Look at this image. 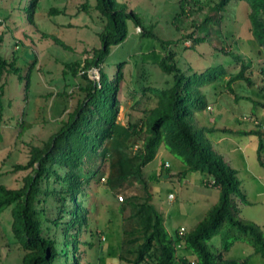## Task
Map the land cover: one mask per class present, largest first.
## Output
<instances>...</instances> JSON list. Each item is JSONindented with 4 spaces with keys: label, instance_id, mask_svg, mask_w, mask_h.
Masks as SVG:
<instances>
[{
    "label": "rangeland",
    "instance_id": "rangeland-1",
    "mask_svg": "<svg viewBox=\"0 0 264 264\" xmlns=\"http://www.w3.org/2000/svg\"><path fill=\"white\" fill-rule=\"evenodd\" d=\"M121 1L138 13L143 27L164 44L143 38L142 29L128 21V38L111 48L101 68L112 81L117 65L122 64L118 122L123 125L128 121L138 122L144 111L157 105L152 90L172 85L173 75L164 73L158 66L167 51L176 53L185 75L224 66L228 73L224 80L202 87L208 106L194 110L191 126L193 131L219 126L235 133L203 131V137L238 171L239 194L233 199L238 204L240 218L256 223L264 231V146L259 160V138L238 134L258 130V126L264 132V108L242 98L237 100L226 85L229 76L241 69V63L226 54L231 51L249 65L246 75L253 80L252 86L244 81L235 82L232 86L236 95L264 103V83L260 75L263 56L252 36L249 5L245 1H232L224 12L218 13L214 9L218 0ZM85 2L39 0L32 24L18 10L26 1L0 0L2 53L8 60L13 55L19 58L18 65L23 68L24 76L30 73L28 90L17 76L5 78L4 111L0 116V184L9 188H18L27 174L15 171V165L28 160L30 146H42L59 129L62 119L80 98L79 86L87 83L81 73L74 76L66 67L73 62L83 66L84 61L101 48L98 36L101 22L94 8L95 1H89V13L82 10ZM47 36L57 37L68 48ZM90 76L99 80V70L93 69ZM222 136L226 139L219 144ZM135 149L136 146L132 150ZM161 150L171 172L180 174L186 168L165 146ZM160 159L149 163L143 173L151 185L153 204L164 215L168 234L176 239L180 227L190 232L205 217L218 202L219 190L211 186L208 175L199 172L188 173L186 181L179 175L164 178L168 173L162 175L166 167L161 170L164 163ZM111 162L109 158H91L88 173L82 174L88 183L78 197L88 214L80 239V264H131L141 243L130 241L131 237L124 234L138 226L130 218L132 212L126 200L119 201V197L126 198L132 189L119 186L117 178L111 175ZM152 177L155 181H150ZM242 194L246 196V203L242 201ZM12 222L11 209L0 211V264H22L24 253L13 238ZM208 244L213 252L221 249L222 236L213 237ZM249 246L238 245L227 258L245 259L246 264H264L263 257L253 254L254 249Z\"/></svg>",
    "mask_w": 264,
    "mask_h": 264
},
{
    "label": "trees",
    "instance_id": "trees-1",
    "mask_svg": "<svg viewBox=\"0 0 264 264\" xmlns=\"http://www.w3.org/2000/svg\"><path fill=\"white\" fill-rule=\"evenodd\" d=\"M25 1L26 4L18 10L33 24L39 0H21L22 3ZM89 1L86 0L82 5L86 13L91 8ZM94 1L101 22L98 34L101 48L95 50L83 66L80 62L66 64L74 76L81 73L87 81L85 86L78 88L80 98L62 119L59 129L42 146H30L28 160L15 165V171L27 172L22 184L18 188L0 184V211L11 209L12 235L24 253L22 264L81 263L80 239L87 226L88 210L78 196L88 183L82 174L88 173L89 160L97 157L111 159V175L117 178L119 186L132 189L122 200H126L132 212L130 218L138 224L137 228L124 234L131 237L132 242L141 241L131 264H192L188 259L178 256L180 248L196 256L194 264H246L247 260L239 262L227 258L228 252L238 241L249 244L254 253L264 259V231L256 223L240 218L238 204L233 199L239 194L238 171L213 149L208 138L203 137V131L223 134L234 132L216 127L193 131L191 126L194 110L200 111L208 106L202 87L224 80L228 75L225 67L216 66L202 73L185 75L176 53L167 51L158 66L164 73L173 75L172 85L161 90L150 88L155 94L157 105L144 111V116L138 122L121 124L118 122V92L122 81V64L117 65L118 71L112 81L101 66L110 55L111 48L128 38V21L142 29L143 38H153L162 44L164 42L143 27L139 14L129 10L125 2ZM232 1H245L249 5L252 36L263 56L260 75L264 83V0H218L215 11L224 12ZM47 37L68 48L57 37ZM196 42L200 43V40ZM3 44L4 36L1 35L0 116L4 111L6 76H17L21 82H25L27 90L30 77V73L23 75V68L18 65L19 58L13 55L8 60L3 55ZM226 54L241 63V69L226 80L229 92L237 100L242 98L256 107L264 108V103L236 95L232 86L235 82L244 81L252 86L253 80L246 75L249 65L240 55L231 51ZM35 61L30 64V71ZM93 69L99 70V80L91 78ZM258 127L260 130L238 134L259 138L258 158L261 160L264 132ZM134 146L136 149L133 151ZM162 146L186 167L179 174L181 178H185L188 173L199 172L208 175L212 180L211 186L219 190L218 202L207 211L205 217L190 232L181 234L178 230L176 239L168 234L164 215L153 204L151 185L143 173L144 168L155 160ZM129 150L133 153L129 154ZM163 169L165 164L162 165ZM169 170L166 167L162 175ZM150 181H155V178L152 177ZM242 201L247 202L243 194ZM224 228L227 230L222 231ZM218 235L222 236V248L213 252L208 242ZM85 243L90 246L88 242Z\"/></svg>",
    "mask_w": 264,
    "mask_h": 264
},
{
    "label": "crops",
    "instance_id": "crops-1",
    "mask_svg": "<svg viewBox=\"0 0 264 264\" xmlns=\"http://www.w3.org/2000/svg\"><path fill=\"white\" fill-rule=\"evenodd\" d=\"M216 128H223V127H219V126H215ZM223 135H227V134H223ZM226 138H225V136H222L221 138H219L218 139V143L220 144L221 142H222V140H225ZM163 157H164V154H163V151L160 149L159 150V152H158V154H157V156H156V158L155 159H160V162L162 163H164L165 164V167H168V169H170V164H169V162L168 161H166V160H164L163 159ZM160 163V164H161ZM166 164H168V166H166ZM167 174V173H166ZM179 175V173L178 174H176V173H173V172H171L170 170H169V172H168V174H167V176H165L164 178H170V177H174V176H178ZM185 179V181L186 180H188L187 179V176L184 178ZM208 179H209V177H208ZM210 180V179H209ZM210 182H212V180H210ZM201 221V220H200ZM199 221V222H200ZM198 222V223H199ZM197 223V224H198ZM197 224L193 227V229L197 226ZM182 228H184V227H180V231H181V229ZM185 229V228H184ZM185 231H186V229H185ZM248 245L249 246V244H247L246 242H244V241H238V242H236L233 246H232V248L230 249V251L228 252V254H227V257H229L230 255H231V252H232V250H234L236 247H238V245ZM249 247H251V246H249ZM253 249V248H252ZM177 254H178V256L179 257H183V258H186V259H188L190 262H192V263H195L196 262V260H197V258H196V256L193 254V253H191L190 251H188V250H183V249H179V251L177 252ZM253 254H254V252H253ZM253 254H251L250 256H252ZM231 260H235V261H239V262H242V261H244L245 259H231ZM247 263V262H246Z\"/></svg>",
    "mask_w": 264,
    "mask_h": 264
},
{
    "label": "built area",
    "instance_id": "built-area-1",
    "mask_svg": "<svg viewBox=\"0 0 264 264\" xmlns=\"http://www.w3.org/2000/svg\"><path fill=\"white\" fill-rule=\"evenodd\" d=\"M209 109H210V108H209ZM166 166H168V164H166ZM103 181H104V178H103ZM171 197H172V195H171ZM122 200H123V197H119V201H122ZM184 232H185V229L182 228L181 231H180V233L182 234V233H184ZM102 239L105 240L104 237H103ZM192 264H194V263H192Z\"/></svg>",
    "mask_w": 264,
    "mask_h": 264
},
{
    "label": "water",
    "instance_id": "water-1",
    "mask_svg": "<svg viewBox=\"0 0 264 264\" xmlns=\"http://www.w3.org/2000/svg\"><path fill=\"white\" fill-rule=\"evenodd\" d=\"M165 177V176H164Z\"/></svg>",
    "mask_w": 264,
    "mask_h": 264
}]
</instances>
